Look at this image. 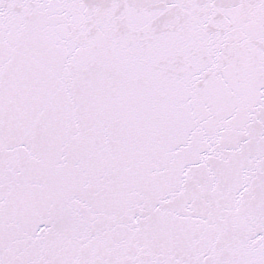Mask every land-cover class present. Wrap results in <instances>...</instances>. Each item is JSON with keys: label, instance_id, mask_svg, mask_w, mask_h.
<instances>
[{"label": "snow or ice", "instance_id": "1", "mask_svg": "<svg viewBox=\"0 0 264 264\" xmlns=\"http://www.w3.org/2000/svg\"><path fill=\"white\" fill-rule=\"evenodd\" d=\"M0 264H264V0H0Z\"/></svg>", "mask_w": 264, "mask_h": 264}]
</instances>
